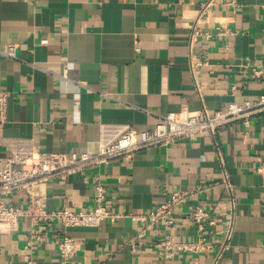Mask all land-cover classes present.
I'll return each mask as SVG.
<instances>
[{
  "label": "crops",
  "instance_id": "0c3cea01",
  "mask_svg": "<svg viewBox=\"0 0 264 264\" xmlns=\"http://www.w3.org/2000/svg\"><path fill=\"white\" fill-rule=\"evenodd\" d=\"M206 0H0V90L7 92L0 140L30 137L45 152H95L118 126L151 129L168 112L211 114L229 101L264 95V0H218L198 26ZM45 40V42H42ZM5 154L0 143V156ZM264 110L207 132L139 149L41 186L49 208L88 209L99 183L119 217L62 228L20 219L0 233V264H58V242H78L69 264H264ZM227 176L194 192L171 228L130 214L148 211L175 190ZM7 201L24 206L15 193ZM207 203L212 248L166 258L165 232L193 240L191 202ZM228 246L214 259L225 232ZM63 229V230H62ZM37 236L39 238H37ZM26 256L30 261L27 262Z\"/></svg>",
  "mask_w": 264,
  "mask_h": 264
},
{
  "label": "built area",
  "instance_id": "2783aa9c",
  "mask_svg": "<svg viewBox=\"0 0 264 264\" xmlns=\"http://www.w3.org/2000/svg\"><path fill=\"white\" fill-rule=\"evenodd\" d=\"M217 1L206 0L200 4L191 28L190 44L200 36H209V33L203 31L198 24ZM233 2L229 0L226 3ZM0 53L9 58H16L13 45H8L5 50H0ZM6 101L7 92L0 90V123L4 120ZM261 110H264V95H260L256 100H246L242 103L229 101L211 114L204 106L197 110L168 112L148 130L137 131L129 125L118 126L111 136L101 138L95 152H45L33 138H4L0 140L5 152L0 156V233L16 232L22 217L33 225L40 222H56L62 225L63 229L76 226L93 227L104 222L112 223L119 214L107 203L99 183L94 186L93 206L88 209L49 208L46 203V193L41 190V186L72 173L85 174L93 166L128 156L139 149L176 142L204 132L214 135L219 128L230 122L242 120L246 123L249 116ZM256 170L264 175V166L259 165ZM217 185H224L230 189L227 176L224 175L219 180L203 181L187 190L172 191L165 200L148 211L130 216L146 222V227L159 224L165 229L171 228L176 223L178 208L188 202L192 193L208 192ZM15 193L23 195L24 206L7 201V197ZM190 205L188 217L194 226L196 237L193 240H178L172 233L165 232L158 243L161 247L160 253L166 258L178 252L198 254L212 248L206 231L207 220L210 217L207 203L196 201L191 202ZM230 236L229 226L213 263L228 246ZM78 245L73 237L63 234L58 242V264H69ZM26 260L30 261L29 256H26Z\"/></svg>",
  "mask_w": 264,
  "mask_h": 264
}]
</instances>
